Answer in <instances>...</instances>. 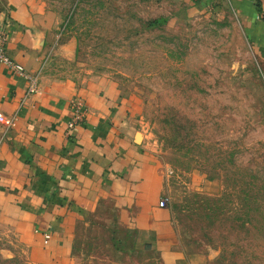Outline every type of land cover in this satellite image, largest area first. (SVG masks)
Segmentation results:
<instances>
[{
  "label": "rangeland",
  "instance_id": "rangeland-1",
  "mask_svg": "<svg viewBox=\"0 0 264 264\" xmlns=\"http://www.w3.org/2000/svg\"><path fill=\"white\" fill-rule=\"evenodd\" d=\"M49 68L107 80L157 165L174 230L157 246L105 201L67 264H264V47L227 0H33ZM0 264H36L0 230Z\"/></svg>",
  "mask_w": 264,
  "mask_h": 264
},
{
  "label": "crops",
  "instance_id": "crops-1",
  "mask_svg": "<svg viewBox=\"0 0 264 264\" xmlns=\"http://www.w3.org/2000/svg\"><path fill=\"white\" fill-rule=\"evenodd\" d=\"M227 1L249 40L264 47V0ZM46 18L33 0H0L7 53L39 81L24 98L26 80L0 64V113L16 116L14 126L0 123V230L36 264H67L78 222L109 201L120 224L171 246L173 226L159 206L162 174L136 143L125 104L107 80L77 82L52 72ZM74 100L86 115L68 132Z\"/></svg>",
  "mask_w": 264,
  "mask_h": 264
},
{
  "label": "built area",
  "instance_id": "built-area-1",
  "mask_svg": "<svg viewBox=\"0 0 264 264\" xmlns=\"http://www.w3.org/2000/svg\"><path fill=\"white\" fill-rule=\"evenodd\" d=\"M7 24H0V64L5 65L12 75L23 77L26 80V88L24 92V98L32 95L38 91V77L37 75H31L26 68L10 57L7 53ZM71 117L67 121V130L70 132L77 124L82 123L85 118V110L81 103L77 101L71 102ZM16 116H5L0 113V123L5 126H14ZM166 200L161 198L159 200V206L164 207ZM50 235L46 233L44 235V242L47 243Z\"/></svg>",
  "mask_w": 264,
  "mask_h": 264
}]
</instances>
